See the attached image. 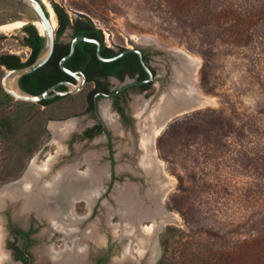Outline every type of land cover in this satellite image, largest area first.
Here are the masks:
<instances>
[{
    "label": "rangeland",
    "instance_id": "rangeland-1",
    "mask_svg": "<svg viewBox=\"0 0 264 264\" xmlns=\"http://www.w3.org/2000/svg\"><path fill=\"white\" fill-rule=\"evenodd\" d=\"M48 1L64 7L72 20L90 18L116 48L132 46L139 35L149 36L199 62L195 71L197 87L213 101L181 115L173 114L154 140L160 172L169 176L159 202L164 211L173 214V221L164 223L155 243L160 249L157 263L166 257L170 264H264V0ZM22 34V28L0 33V54L13 53L27 59L31 48L21 45L18 37ZM70 36L68 29L62 39ZM156 58L153 64L158 79L153 91L146 98L138 94L132 102L135 114L141 117L145 112L142 104H157L153 102H159L174 81L172 70L178 57L162 51ZM90 87L86 85L49 106L23 101L27 104L19 111L26 114L25 119L10 140L0 138V175L16 159H20L17 165L22 170L0 181V189L21 180L32 164L40 167L56 159L52 168L56 173L75 164L79 171L87 170V154L96 156L98 167L107 163L101 154L107 149L104 135L90 142L78 140L74 147L69 143L71 137L93 123L85 112ZM18 101L15 99L7 111H15ZM104 102L107 99H101L100 104ZM140 119L133 138L141 146ZM69 121H74L76 128L60 142L53 127ZM129 141L127 137L116 142L125 148ZM127 159L130 157L120 159L118 165L130 164ZM91 206L74 200L69 212L83 219ZM97 206V214L85 220L83 228L103 219V208ZM10 207L13 212L20 211V203L6 204L0 211L4 251L5 213ZM150 221L146 219L144 224ZM112 222L118 242H124V251L131 239L121 238L124 223L120 218ZM61 238L55 240L57 249L73 245L68 242L72 238ZM143 246V242L136 241L137 251Z\"/></svg>",
    "mask_w": 264,
    "mask_h": 264
},
{
    "label": "flooded vegetation",
    "instance_id": "flooded-vegetation-1",
    "mask_svg": "<svg viewBox=\"0 0 264 264\" xmlns=\"http://www.w3.org/2000/svg\"><path fill=\"white\" fill-rule=\"evenodd\" d=\"M70 29L71 36L69 39L63 40V35L58 39V43H62L68 47L69 51L71 43L76 37L74 35L75 28L71 26ZM91 38H95L100 42L101 55L104 58H111L125 50L131 49V51L125 53L118 59L106 62L101 60L98 56L97 43L80 41L76 44L73 56L67 60L71 66L67 67L65 65L73 71L81 72L86 77V82L82 90L86 85H91L85 97V112L93 121L83 133L71 137L69 143L74 147L75 142L78 140L90 142L94 141L100 135H104L103 137L105 138L104 140H106L107 149L101 154L106 158L107 163L98 167L99 160L96 156L93 157V155L87 154L85 159V162L88 164L87 170L82 172L79 171L77 164L64 166L62 168L67 171L71 167H76L79 179V177L88 176L91 166H95L99 169L102 179L97 181L96 189L87 190L86 188H77V190H75L76 193L73 192L75 195H73V193L71 194V190L69 194H62L60 190H58V193L56 190H50L47 195H39V191L35 187V184L38 183H33L34 181L30 183V179L34 178V166H36L32 164L23 183L12 188V190H15V196L12 200L20 203V211L13 212V208L10 207L5 213L7 237L4 247L7 252L3 249V233L0 228V264H56V262L59 261L58 259L63 256H70L71 254L74 256L77 254L84 255L88 264H147L149 255H151L150 245L152 244L156 247V241L152 240L150 245H144V249H138V251L135 249L137 241L136 236L140 235V232H150L152 229H155L154 220L152 217L142 214L140 220L136 222L135 207L134 205H130L131 201H128L130 207L123 209L122 204L118 202V200H120L119 198H123L120 195H125L131 188H136L139 190V193L146 195L150 187L149 178L140 164L141 158L140 162H138V154L142 152V148L137 140L133 138V133L139 131L137 128V121L141 118V115L135 114V108H133L132 102L138 94L146 98L150 95V92L153 91L152 86L158 79V70L153 64V60L157 59L156 54L162 52V50L151 45H143L149 46V48H145L140 46L141 44H136V41L132 46L116 48L111 45V43H108L105 37L104 39L98 37ZM76 49H78L77 52ZM107 49H112L115 54L111 55ZM137 49L142 51L143 61L151 69L153 78H151L141 57L136 52ZM63 81L78 82L73 76L63 79L60 82ZM60 86H65L66 89L68 88L64 84ZM60 86H58V90ZM101 99H107L110 112L109 119L116 122L117 129L109 123V120L104 115L102 105L100 104ZM63 124H61V129H64ZM127 137L130 139L129 145H127L128 147H119L116 141L120 138L126 139ZM125 155L130 157V160L127 159L130 161V164L118 165L120 159L126 157ZM55 161L56 159L52 162L55 163ZM54 163H52L53 166ZM52 168L54 169V167ZM62 168L56 173H53V169L49 172L48 177L55 175L57 177L60 176V178L56 181L55 186L47 185L46 188H56L58 185L57 183L60 181V183H62L63 179L61 178L64 176V169ZM67 181H69V179ZM26 188H31L30 191H33V196L39 198V202L41 203L40 211L34 209H29L25 212L22 211V199L20 200V194L23 193ZM118 191L120 192L118 193ZM91 193L94 194L95 199L91 204V211L87 217L80 219L78 216L69 212L71 203H73L74 200L79 199L90 204L89 199L92 198L90 195ZM126 196H128V194H126ZM130 198L131 197H128V199ZM162 198L163 196H160L159 201ZM97 204H100L103 210L106 205L111 208L112 212L109 214L108 220L103 219L100 223V218H98L99 220L97 219L90 223L87 228H83L86 222L85 220L97 214ZM111 204L114 206H111ZM115 205H117L116 208ZM160 209L167 216V211L165 212L161 205ZM47 211H52L53 214L59 216L60 219H64L66 215H70L74 218L76 223L73 224L74 222L72 221L73 223L63 224L59 222V218H54L52 221L45 215ZM126 214H128L129 218L127 222L128 226L125 228L126 223L122 217ZM101 216L104 217L103 215ZM115 217L121 219L122 225L124 223V227L122 226L121 238L131 239V242L126 245L124 251V242H118V237L114 234L115 227H113L112 219ZM146 219H151L152 222L150 221V224L145 225L144 221ZM97 222L101 224L97 237H90L89 234L92 233V228L90 226ZM131 223H138V228H132L129 225ZM126 231H130V233H126ZM62 236L66 237L64 239L72 238L68 240V242L73 243V245L69 243L65 244L63 248L57 249L55 240L62 239ZM143 250L146 252L139 253ZM43 251H47L48 254L44 255L42 258L41 253ZM67 258L65 261L68 260Z\"/></svg>",
    "mask_w": 264,
    "mask_h": 264
},
{
    "label": "bare ground",
    "instance_id": "bare-ground-1",
    "mask_svg": "<svg viewBox=\"0 0 264 264\" xmlns=\"http://www.w3.org/2000/svg\"><path fill=\"white\" fill-rule=\"evenodd\" d=\"M43 3L46 6V9L49 13V18L51 19L53 23V27L57 28V18L55 15V10L53 6L50 4L48 0H42ZM23 27V23H13L8 24L0 27V33L10 34L14 33L15 31L19 30ZM36 27L38 28L40 34H45V27L43 24L39 21L36 22ZM134 38H137L136 34H132ZM137 44L141 45H151L155 47H162L163 49L169 50L172 54L176 55L178 57V62L174 63L173 67V84L170 85L171 89L169 92H166L162 98H159V102H153L157 104H153L152 107L150 104L143 103L142 109L145 110L144 114L142 115L140 119V126L139 128L143 131L141 134L142 141H141V147L143 149V152L141 154V166L145 171V174L149 178L150 187L146 193V195L139 193V190L136 188H131L129 192L125 193V195H120L123 198H119L118 202L122 204V208L130 207V205H134L135 207V216H136V222L140 220V217L142 214H146L149 217H152L154 220V228L150 232H140V235L136 236L137 242L144 243L147 246L150 245V242L152 240L156 241V230L157 227L161 223H166L173 221V214L170 212H167V216L165 213H163L160 209L159 204V198L160 196H164L165 192L167 190L165 182L167 179H169V176L163 174V172H160L159 163L156 161L155 156V150H154V140L155 137H157L158 134H160L164 127L165 123L172 117L173 114L179 113V115L187 113L191 111L195 106L204 105L205 103H209L213 101V98H210L207 96H204L197 87V80L195 77V71L197 69V66L199 65L198 60H194L190 55L183 54L181 50L177 51L170 47H167L163 45L161 42H159L157 39L149 36H138V42ZM187 54V53H186ZM177 59V58H176ZM163 94V92H162ZM160 96V97H161ZM137 106V105H136ZM141 106V105H140ZM102 111L106 118L109 120V123L117 129L116 122H114L110 118V112H109V104L107 102L102 103ZM143 112V111H142ZM143 120L145 121L143 124ZM64 129H61V124L57 125L54 128L56 134L60 138V142H63V140L68 136V134L75 129L76 123L74 121H69L63 124ZM160 132V133H159ZM157 155V154H156ZM54 162H49L46 165H43L41 167H34V178L30 179V183H38L35 184V187L39 191V195H47V193L50 190H56L58 193V190L62 191V194H69L71 190V194L77 190V188H83L87 190H94L96 189V183L100 179H102L101 173H99V169H97L95 166H91V169L89 170V174L86 177H79L76 171V167H71L67 171L64 169L63 173L64 176H62L61 179L62 183H57L56 188H46L47 185H56V181L60 178L51 175L48 177L49 172L52 170ZM29 171L25 174V176L22 178V180L18 182L11 183L6 186L1 192H0V204H4L6 199H14L15 196V190H12L13 187L18 186L23 183L25 178L27 177ZM166 173V172H165ZM72 177V178H70ZM69 179V181H67ZM172 179V178H171ZM31 188L23 191V193L20 194V200L22 199V211L25 212L27 210L34 209L36 211H40V205L38 197H34L33 191H30ZM11 191V194H10ZM6 192V193H5ZM120 191H118L119 193ZM5 193V194H4ZM73 193V195H75ZM128 194V196H126ZM91 199H89L90 204H92L94 198V194L91 193ZM126 197V198H125ZM128 197H131L128 199ZM17 198L19 199V196L17 195ZM125 201V202H124ZM128 201L130 203H128ZM105 211L103 213V219L109 218V214H111L112 210L111 208L106 205L104 207ZM102 211V212H103ZM107 211V212H106ZM166 212V211H165ZM52 211H47L45 214L47 217H49L50 220L53 221L54 218H59V222L63 224H75L76 221H74V218L70 215H66L64 219H60L59 216H55ZM123 220H125V228L128 226V214L124 215ZM103 219H100V223ZM73 221V222H72ZM94 223V225H91L92 233L89 234L90 237H97V233L99 228L101 227V224ZM136 224H129L132 228H138ZM137 234V233H136ZM145 245V246H146ZM142 249H144V247ZM156 246V245H155ZM130 250V248H129ZM151 250V258L157 253V246L154 247V245H150ZM131 251V250H130ZM47 251H43L41 253L42 258L44 255H47ZM74 255H67L66 257L63 256L62 258L58 259L59 261L56 262V264H88L86 257L84 255L77 254ZM69 257V258H67ZM85 257V258H84ZM68 259L65 261V259Z\"/></svg>",
    "mask_w": 264,
    "mask_h": 264
},
{
    "label": "trees",
    "instance_id": "trees-1",
    "mask_svg": "<svg viewBox=\"0 0 264 264\" xmlns=\"http://www.w3.org/2000/svg\"><path fill=\"white\" fill-rule=\"evenodd\" d=\"M52 5L56 11L59 27L57 28V40L55 51L52 58L49 62L44 65L42 68L25 75L21 78L20 84L21 87L32 93V94H40L50 88L51 86L57 84L63 79L71 78L68 74H66L59 66L60 59L69 53V48L63 45L62 43H58V39L65 33L66 29L69 27L75 28V36L85 35L88 37H98L100 39H104L103 32L101 29L97 28L93 21L86 16H79L78 18L72 20L69 13L65 10L64 7L60 6L57 3H53ZM23 34L18 37L21 45L27 46L31 48L30 56L23 60L19 55L13 53H2L0 54V138L2 141L10 140L11 136L15 133V129H17L18 125L25 119L26 114H22V111H19L22 107H24L26 102H17L15 107V111H7L8 107L14 105L15 98L10 95L2 85V77L3 73H1L3 68H19L32 64L38 58L40 52L44 47V37L40 35L38 28L33 24H27L22 27ZM78 49H76L77 52ZM111 55H114V51L112 49H107ZM67 67L69 62L65 63ZM5 72V71H4ZM65 86H60L59 90H65ZM66 96H57L54 99H46L39 102L41 105H50ZM20 159H16L14 164L9 167L4 173L0 175V181L8 180L12 177L17 176L19 172H21V168L18 167L17 163H19ZM3 176V177H1ZM170 231H167V233ZM157 264H170L166 257L159 260ZM192 264V263H191Z\"/></svg>",
    "mask_w": 264,
    "mask_h": 264
},
{
    "label": "water",
    "instance_id": "water-1",
    "mask_svg": "<svg viewBox=\"0 0 264 264\" xmlns=\"http://www.w3.org/2000/svg\"><path fill=\"white\" fill-rule=\"evenodd\" d=\"M55 15L57 18V22L59 24L56 11H55ZM37 21L41 22L43 26L45 27V34L44 35L40 34L44 37V47L42 51L40 52L38 58L36 59V61H34L32 64L28 66L12 68V69L5 68L6 71L2 78V85L4 89L17 100L39 103L42 100H46V99L50 100V99L56 98L57 96H67V95L81 91L86 82V77L81 72L73 71L65 66V62L73 56L75 52L76 44L80 41L97 43L98 44V56L101 60L106 61V62L114 61L118 59L119 57L123 56L125 53L131 51V49H128V50H125L117 54L114 57L104 58L101 55V44L98 40H96L95 38L85 36V35L76 36L71 43L69 54H67L61 59L60 67L64 72L76 78L78 82L73 83L69 81H63V82L58 83L55 86L48 88L47 90H45L44 92L40 94H32L24 90L21 87L20 80L23 76L28 75L42 68L44 65H46L49 62V60L52 58L54 51H55L57 32L55 28L53 27V23L51 19L49 18L48 10L46 9V6L42 0H0V27L4 25H8V24H13V23H23V27L27 24H33L36 26ZM68 29L70 30V28ZM158 49L162 51L170 52L169 50L163 49L161 47L160 48L158 47ZM136 52L139 54V56L141 57L143 61L142 51L137 49ZM143 64L145 65V68L149 72L151 78H153V73L151 69L144 63V61H143ZM62 84L66 85L68 88L66 90H58L57 89L58 86ZM175 115H179V113H175ZM171 119L172 118L168 119V121L165 123V126L169 123V121H171ZM6 186L7 185L1 188L0 192L4 188H6ZM14 202H17V201L7 198L4 204H0V211H3L2 209L4 208V205L9 204V203L13 204ZM163 226H164V223H161L157 227V230H156L157 241H158V237L160 233L163 230ZM156 246H157V253L152 258H151V255H149L147 264L157 263L158 257L160 254V249L158 245Z\"/></svg>",
    "mask_w": 264,
    "mask_h": 264
},
{
    "label": "crops",
    "instance_id": "crops-1",
    "mask_svg": "<svg viewBox=\"0 0 264 264\" xmlns=\"http://www.w3.org/2000/svg\"><path fill=\"white\" fill-rule=\"evenodd\" d=\"M23 59V58H22ZM23 60H26V59H23Z\"/></svg>",
    "mask_w": 264,
    "mask_h": 264
}]
</instances>
